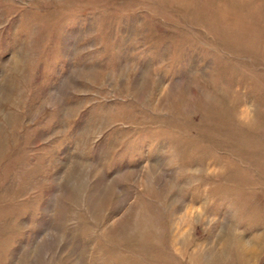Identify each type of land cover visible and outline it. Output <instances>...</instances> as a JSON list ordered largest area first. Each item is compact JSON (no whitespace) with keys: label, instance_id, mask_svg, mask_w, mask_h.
<instances>
[{"label":"rangeland","instance_id":"374dc122","mask_svg":"<svg viewBox=\"0 0 264 264\" xmlns=\"http://www.w3.org/2000/svg\"><path fill=\"white\" fill-rule=\"evenodd\" d=\"M0 264H264V0H0Z\"/></svg>","mask_w":264,"mask_h":264},{"label":"bare ground","instance_id":"6f19581e","mask_svg":"<svg viewBox=\"0 0 264 264\" xmlns=\"http://www.w3.org/2000/svg\"><path fill=\"white\" fill-rule=\"evenodd\" d=\"M253 241H254L255 243H257V242L259 241V239H258V240H257V239H254Z\"/></svg>","mask_w":264,"mask_h":264}]
</instances>
